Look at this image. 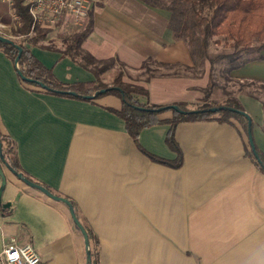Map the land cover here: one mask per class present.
<instances>
[{
	"label": "crops",
	"instance_id": "0c3cea01",
	"mask_svg": "<svg viewBox=\"0 0 264 264\" xmlns=\"http://www.w3.org/2000/svg\"><path fill=\"white\" fill-rule=\"evenodd\" d=\"M93 30L82 47L98 59L119 58L131 70L149 57L199 69L157 75L141 102L201 103L211 63L196 65L184 37L170 24L173 12L142 0H90ZM0 0V19L4 17ZM177 19H174V23ZM64 82L92 81L94 74L60 51L29 46ZM264 55L249 52L248 55ZM230 80L264 84V59L228 73ZM215 85L209 101L223 103L232 88ZM238 99L253 121V137L264 152V107L248 91ZM122 100L106 95L94 101L56 96L21 81L0 49V131L17 143L23 172L76 204L100 240V264H264V173L246 155L240 124L214 120L181 122L175 130L184 163L179 168L150 159L125 129ZM172 116L171 111L161 118ZM168 124L141 132L149 151L173 159L165 143ZM0 210V242L17 236L41 255L40 264H87L83 234L68 206L27 185L5 169ZM23 173V174H24ZM24 174V175H25ZM26 176V175H25ZM2 178L0 176V186Z\"/></svg>",
	"mask_w": 264,
	"mask_h": 264
},
{
	"label": "trees",
	"instance_id": "16d2710c",
	"mask_svg": "<svg viewBox=\"0 0 264 264\" xmlns=\"http://www.w3.org/2000/svg\"><path fill=\"white\" fill-rule=\"evenodd\" d=\"M12 1V12L17 14L19 17L14 34L28 36L32 29V16L29 12V8L25 4L24 0ZM142 1L153 6L170 9L173 12V21L170 26L173 28L176 37H184L187 39L191 47V53L195 59V64L202 65L206 59H208L211 63L210 82L208 88L206 89L203 102L196 104H189L187 102L174 103L182 109L190 112L180 113L170 107L174 104L141 102L139 96H148L149 91L143 85L124 80V69H130L124 62L116 57L98 59L82 47L83 41L93 30L94 13L92 9H90L87 21L84 25L72 30L70 37L67 40L68 42L65 49L60 51L62 53V57L69 56L80 66L91 71L95 76V79L92 81L64 82L60 80L55 75L53 67H47L32 52L31 48L24 40L13 38L14 43L23 48L21 57L18 61V69L23 73V75L28 78H32L35 81L25 80L18 73L16 64L19 48L15 46L14 43L0 42V49L11 59L15 65L19 78L23 83L38 87L45 93L85 101H94L97 98L110 94L120 97L122 100V106L119 109L111 107L106 109L124 120L125 129L133 138L137 147L153 161L164 163L174 168H179L183 165V151L175 137L176 127L181 122L214 120L219 123L234 124V121H236L240 124L247 136L246 155L251 158L255 166L264 173V167L259 163L258 159L254 155V151L248 138V119L240 112L246 111L241 102L236 98L227 99L223 103H215L208 100L210 92L215 85L214 71L217 61L226 60L228 62V66H224L221 62L219 63H221V68L224 72L226 80H230L228 73L231 70L245 65L253 59H264V55L262 54L250 56L247 59L241 58V55L245 53L248 54L249 52L255 51L260 52L264 49V0ZM174 19H177V22L174 23ZM48 29L49 28L47 27H36V38H45L46 34L50 31ZM213 38L217 43L224 42L225 45H230L233 50L213 55L209 50V45ZM32 45L35 46V44ZM39 47L46 50H53L43 45ZM115 66L119 67L118 73L113 78L112 83L108 85L102 80V75L104 72L114 68ZM134 70L143 71V80L149 81L152 77L157 75H180L191 71L196 74L195 72L199 69L182 66L179 63H163L149 57L139 68H135ZM137 80L140 79L137 78ZM37 81L42 82L44 85L38 83ZM243 83H248L247 86L257 84V82L254 81H245ZM258 85H260V88L264 90L263 83L258 82ZM104 88L110 89L95 97H86L88 95H94L96 92ZM72 92L77 93V95H74ZM248 92L251 93L253 97L261 100L264 107V97L262 95L255 92ZM262 94L264 95V91ZM213 106L225 107H222L217 111H209L208 109ZM229 107L234 108L237 111H233ZM166 111H171L172 116L165 119L161 118V114ZM157 124H168L169 126L165 137V143L176 153V157L173 159L165 158L149 151L140 141L141 132L144 129ZM0 140L3 146V155L7 163L16 171L23 172L18 158L17 143L14 138L9 134H4L0 131ZM255 148L261 161L264 163V152L256 145V143ZM0 161L3 164L1 158ZM1 163L0 167H2ZM25 175L29 179L33 180L27 174ZM70 201L72 202L76 214L89 237L91 259L90 261L87 260V264H100L99 237L89 225L87 220L81 217L73 200ZM0 210L3 209L0 207ZM77 228L80 230L78 226Z\"/></svg>",
	"mask_w": 264,
	"mask_h": 264
},
{
	"label": "rangeland",
	"instance_id": "374dc122",
	"mask_svg": "<svg viewBox=\"0 0 264 264\" xmlns=\"http://www.w3.org/2000/svg\"><path fill=\"white\" fill-rule=\"evenodd\" d=\"M3 8H4V17H6L7 22H10V24H7L5 22H3L2 19H0V33L3 35H6L8 37L11 38H17L19 40H24L25 43L28 46H31L32 44H35V47H39L41 45L49 47L50 49H53L54 51H62L63 49H65L66 45H67V40L70 37V34L72 32V30H74L77 27H80L82 25L76 24L72 19H63L60 22L57 23V25L55 27H51L48 30H50L47 34L45 38H36V33L35 31L30 33L28 36H23V35H15L14 31L17 27L18 21L15 17H13V12L11 9V4L6 1V3H2ZM87 21V20H86ZM85 21V22H86ZM217 38V37H216ZM33 46V45H32ZM209 50L211 51V53L213 55L219 54V53H223V52H227V51H232L233 48L230 47V45H225L224 42L222 43H217L215 41V39L213 38L210 42L209 45ZM251 56L248 54H243L241 55L242 59H247ZM224 64V66H228V62L226 60H219L216 62V66H215V71H214V79H215V85L217 86H221V88H224V90H227L226 88H232L231 89V93L234 95L235 92L238 91H250V92H255L258 93L259 95H262L264 97L263 93V89L260 88V85L255 84V85H251V86H247L248 83H243L241 81L238 80H226L225 76H224V72L221 68V63ZM118 66H115L114 68L106 71L103 73L102 75V80L110 85L113 81V78L116 76V74L118 73ZM125 76H128L131 79H135L137 80V78L139 79H143L144 76H142V72L143 71H138V70H131V69H124ZM165 71V70H164ZM245 82V81H244ZM214 85V86H215ZM233 95H231L230 98H234L232 97ZM215 102V101H214ZM1 163V161H0ZM2 164V163H1ZM7 167L5 166V164H2V169L5 172V169ZM6 176V175H5ZM2 183V181H1ZM6 198V196L2 195V199ZM0 247H1V242H0Z\"/></svg>",
	"mask_w": 264,
	"mask_h": 264
},
{
	"label": "built area",
	"instance_id": "2783aa9c",
	"mask_svg": "<svg viewBox=\"0 0 264 264\" xmlns=\"http://www.w3.org/2000/svg\"><path fill=\"white\" fill-rule=\"evenodd\" d=\"M8 1L11 6L12 0ZM32 16L31 33L36 27H55L63 19L82 25L91 9L90 0H24ZM19 20L17 14L12 15ZM1 229V225H0ZM41 255L31 243H20L17 236H1L0 264H40Z\"/></svg>",
	"mask_w": 264,
	"mask_h": 264
},
{
	"label": "water",
	"instance_id": "95a60500",
	"mask_svg": "<svg viewBox=\"0 0 264 264\" xmlns=\"http://www.w3.org/2000/svg\"><path fill=\"white\" fill-rule=\"evenodd\" d=\"M0 42H7V43H14L13 41V38L11 37H8L6 35H3L0 33ZM15 46H17L19 48V53L17 55V58H16V64H17V69L19 68L18 66V61L21 57V54H22V51H23V48L21 46H19L18 44H15ZM18 73L22 76L23 79L25 80H28V81H35L33 80L32 78H28L26 77L25 75H23V73L18 69ZM38 83L44 85L42 82L40 81H37ZM108 89L110 88H104V89H101L99 90L98 92H96L94 95H88L86 96L87 98L89 97H95L101 93H104L106 92ZM74 95H77V93L75 92H72ZM172 109L180 112V113H187V112H190V111H187V110H184L182 109L180 106L178 105H171L170 106ZM222 107H225V106H213V107H210L208 110L209 111H217L219 109H221ZM230 109H232L233 111H237L236 109L234 108H231L229 107ZM243 115H245L248 119V138H249V141H250V144L252 146V149L254 151V155L256 156V158L258 159L259 163L264 167V163L261 161L258 153H257V150L255 148V142H254V137H253V133H252V118L251 116L246 112V111H240ZM0 158L2 160V162L5 164V166L11 170L19 179H21L23 182H25L27 185L31 186V187H34L36 189H38L39 191H41L42 193L46 194L47 196H49L50 198L54 199V200H57V201H61L63 203H65L68 208H69V211H70V214H71V217L74 221V223L80 228L83 236H84V240H85V245H86V254H87V260L90 261L91 259V252L89 250V245H90V241H89V237H88V234H87V231L85 230V228L83 227L80 219L78 218L77 214H76V211H75V208L72 204V202L64 197V196H61V195H58V194H55L53 193L51 190H49L47 187H45L44 185L42 184H39L31 179H29L27 176H25L23 174V172H19V171H16L12 166H10L4 155H3V146H2V142L0 140ZM0 176L2 178V183H1V186H0V207L5 209L7 207L10 206V202H3L2 200V194H3V190L5 188V185H6V176H5V173L2 169V167H0Z\"/></svg>",
	"mask_w": 264,
	"mask_h": 264
}]
</instances>
